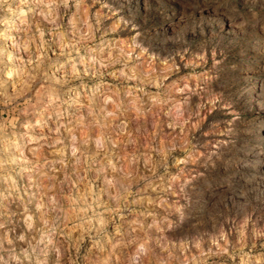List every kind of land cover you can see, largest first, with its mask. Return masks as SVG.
Wrapping results in <instances>:
<instances>
[{"label":"rangeland","instance_id":"obj_1","mask_svg":"<svg viewBox=\"0 0 264 264\" xmlns=\"http://www.w3.org/2000/svg\"><path fill=\"white\" fill-rule=\"evenodd\" d=\"M0 264H264V0H0Z\"/></svg>","mask_w":264,"mask_h":264}]
</instances>
